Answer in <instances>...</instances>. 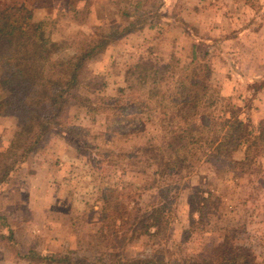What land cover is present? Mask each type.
<instances>
[{
    "label": "rangeland",
    "instance_id": "rangeland-1",
    "mask_svg": "<svg viewBox=\"0 0 264 264\" xmlns=\"http://www.w3.org/2000/svg\"><path fill=\"white\" fill-rule=\"evenodd\" d=\"M138 1L143 2L141 15L147 16L146 9L155 13L161 8L155 18L157 26L137 27L88 62L83 80L97 78L94 87L89 82L82 85V94L96 101L117 95L121 86H128L124 81L128 69L141 59L158 58L163 65L169 63L173 68L176 64L181 71L206 64L210 70L198 72L197 79L209 78L254 135L259 134L264 126V31L243 36L237 32L251 24L256 12H264V0H2L4 4L26 2L35 20H56L50 25L52 39L58 44L52 59L61 60L69 59L88 39L117 26L122 29L138 11ZM258 25L264 28V19H258ZM195 43L200 47L194 60ZM151 50L155 54L147 55ZM101 116L96 110L72 109L70 120L80 128L75 136L66 139L50 132L41 148L30 154L31 160L0 189V264H28L19 253L31 249L63 253L76 264L116 258L140 264L148 260L190 264L202 253H217L222 245L249 248L264 264V181H259L264 179V142L250 153L247 143L238 146L232 160L243 169L215 173L209 163L203 164L205 155L200 152L191 172L181 175L179 189L169 178L166 184L158 178L159 189H152L155 173L134 165L135 142L126 140L133 132L115 131L116 125ZM197 125L203 127L204 123ZM19 127L16 114L0 116V152L8 149ZM208 130L213 133L217 128ZM100 132L105 136H99ZM95 146H100L101 154ZM254 183L261 196L255 206L250 200L253 195L247 196ZM199 185L219 198L221 211L210 214L193 230L192 216L198 219L200 214L192 212L190 195ZM163 195L169 200V215L160 227L151 228L148 234L138 232L125 248H116L112 216L102 220L107 198L116 206L122 200L128 207L138 202L144 211L135 215L141 217ZM244 199L248 201L244 203Z\"/></svg>",
    "mask_w": 264,
    "mask_h": 264
},
{
    "label": "trees",
    "instance_id": "trees-1",
    "mask_svg": "<svg viewBox=\"0 0 264 264\" xmlns=\"http://www.w3.org/2000/svg\"><path fill=\"white\" fill-rule=\"evenodd\" d=\"M135 5L138 11L134 16H129L132 20L122 29H116L121 27L117 26L109 32H102L98 38L88 39L85 45L76 48L69 59L61 60L52 59V51L58 45L50 32V25L56 24L54 18L38 21L26 2L4 4L0 0V116L16 114L20 124L8 149L0 152V189L31 160L30 154L41 148L50 132L59 133L66 139L75 136L80 128L70 120L72 109L96 110L102 118L110 119L116 125L115 131L131 130L133 134L126 140L135 142L134 165L143 168V171L155 173L154 183L150 186L152 189H159V182L166 184L167 178L170 183L176 181L174 186L176 190L179 189L181 175L186 171L191 172L194 159L200 152L205 155L203 164L209 163L215 173L243 169L242 164L232 160L238 146L247 143L246 152L250 153L252 148L264 142V126L259 134L254 135L255 131L250 125L238 116L237 108L217 93L209 78L206 81L197 79L198 72L210 70L206 64L204 68L198 66L192 71H181L176 64L173 69L169 63L163 65L158 58H149L147 62L141 59L133 67H128V75L126 79L124 77L128 86H121L117 95L101 96L96 101L82 94V85L89 82L94 87L97 78L94 76V79L83 80L82 73L88 62L98 58L112 42L137 27L157 26L155 18L159 16L161 8L155 13L144 10L146 16L139 12L143 2L138 1ZM199 42L204 43L203 40ZM198 43L193 44L194 60L200 47ZM154 54V50L147 52V55ZM219 104L222 105L220 108ZM199 121L204 123L203 127L197 125ZM100 125L104 128L103 122ZM211 127L217 128L216 132L211 133L208 130ZM107 130L110 131L111 127ZM98 135L105 136L103 132ZM95 149L101 154L100 146H95ZM259 181L261 183L264 179ZM258 187L254 183L247 195H253L250 200H253L254 206L261 197L260 193L258 196ZM206 191L208 194L205 195ZM190 196L192 212L200 214L198 219L192 216L191 227L196 230L209 219L210 214L220 213L221 204L212 191L201 185L194 186ZM108 198L103 206L102 220H109L112 216L111 231L116 248H125L138 232L148 234L151 228H159L165 215H169L166 211L169 200L164 195L158 199L156 196L153 205L157 206L143 212L141 217L135 215L138 211H144L138 202L128 207V202L122 200L116 206ZM246 201L244 199V203ZM20 253L21 260L28 264H76L69 255L51 250L39 252L31 249ZM97 264L140 263L116 258L101 260ZM146 264L155 263L148 260ZM190 264L261 263L249 248L222 245L217 253H202L193 258Z\"/></svg>",
    "mask_w": 264,
    "mask_h": 264
},
{
    "label": "crops",
    "instance_id": "crops-1",
    "mask_svg": "<svg viewBox=\"0 0 264 264\" xmlns=\"http://www.w3.org/2000/svg\"><path fill=\"white\" fill-rule=\"evenodd\" d=\"M264 19V12H256L255 14H254V17L252 18V20H251V24L249 23V25H247L246 27H244V28H241L238 32H237V34H239L240 36H243V35H246V34H251V33H256V32H263L264 31V28H260V25H258V26H255V22L258 20V19ZM252 29H254V30H252ZM236 34V35H237ZM24 261V260H23ZM25 262H27V261H25ZM28 263V262H27Z\"/></svg>",
    "mask_w": 264,
    "mask_h": 264
}]
</instances>
